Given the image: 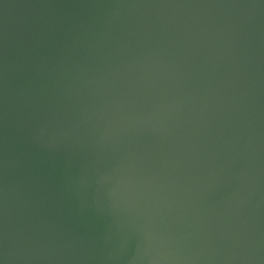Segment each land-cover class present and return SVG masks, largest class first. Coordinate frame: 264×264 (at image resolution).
Returning a JSON list of instances; mask_svg holds the SVG:
<instances>
[{"label":"water","instance_id":"1","mask_svg":"<svg viewBox=\"0 0 264 264\" xmlns=\"http://www.w3.org/2000/svg\"><path fill=\"white\" fill-rule=\"evenodd\" d=\"M0 264H264V0H0Z\"/></svg>","mask_w":264,"mask_h":264}]
</instances>
